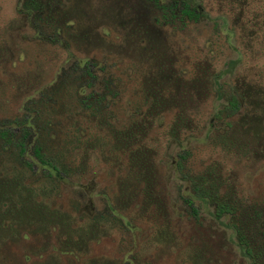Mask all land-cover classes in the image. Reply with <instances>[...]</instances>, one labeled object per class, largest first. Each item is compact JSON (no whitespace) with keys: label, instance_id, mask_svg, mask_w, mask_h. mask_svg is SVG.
<instances>
[{"label":"rangeland","instance_id":"rangeland-1","mask_svg":"<svg viewBox=\"0 0 264 264\" xmlns=\"http://www.w3.org/2000/svg\"><path fill=\"white\" fill-rule=\"evenodd\" d=\"M173 1L0 0V130L29 128L67 170L0 147V264H253L176 163L215 168L221 193L264 217V0H178L177 17L199 15L183 20ZM157 92L169 105L146 140L117 142ZM101 93L95 116L83 103ZM181 113L190 130L172 139Z\"/></svg>","mask_w":264,"mask_h":264},{"label":"trees","instance_id":"trees-1","mask_svg":"<svg viewBox=\"0 0 264 264\" xmlns=\"http://www.w3.org/2000/svg\"><path fill=\"white\" fill-rule=\"evenodd\" d=\"M181 4V1H173L172 4L165 7L170 16L177 17L174 11L177 5ZM173 7V8H171ZM198 14L189 4L183 3L179 19L184 17L190 19H197ZM217 77L211 76L210 80H214ZM154 94V93H153ZM151 96V94H149ZM155 96V97H154ZM154 99L151 105H149L144 112L141 119L133 124L131 128L122 131H113L111 136H116V141L120 143L124 142L127 146L133 145L136 137L144 139L148 136L151 127H153L155 117L162 112V105H169V99L167 95L155 93ZM241 96L239 92H235L232 89L229 94L228 106L224 108L227 117H231L236 114L239 109V102L237 98ZM105 100V94L101 96L99 100L87 101L84 104L86 109H89L93 115L98 116L101 114L102 102ZM152 119V120H151ZM190 130V123L183 113L179 114L169 126L168 135L172 139H179L181 134ZM32 138H36L33 141ZM32 141V142H31ZM31 146V152L35 159L39 161L43 166H47L55 171L57 174H66V166L61 162L58 156L51 155L52 153L44 151L41 141L38 137H34L33 132L28 128L22 127L19 132L12 133L9 130H0V147L1 150H10L16 154L20 159H23L27 148ZM134 146V145H133ZM137 157L134 161L139 162V168L141 175L145 178L150 176V170L148 166L151 151L147 148H138ZM141 154V155H140ZM188 152L179 154V159L176 163V168L179 172H182L183 179L189 182L190 193L192 197L197 200H206L214 207V218L228 216V224L234 229L236 240L239 245L245 248L246 254L250 257L253 264L264 263V217L257 211L250 210L246 206L236 205L229 193H221V187L224 185L222 177L216 172L215 168H208L205 172L192 173L191 170L185 169L184 162L188 156ZM133 157V155H132ZM26 165L29 166V163ZM184 172V173H183ZM149 194L152 192L149 190ZM158 199L153 197L149 202H153ZM188 207L191 210V215L196 219L198 217V209L193 207L192 199H185Z\"/></svg>","mask_w":264,"mask_h":264},{"label":"flooded vegetation","instance_id":"flooded-vegetation-1","mask_svg":"<svg viewBox=\"0 0 264 264\" xmlns=\"http://www.w3.org/2000/svg\"><path fill=\"white\" fill-rule=\"evenodd\" d=\"M105 87H107V86H105ZM103 94H105V100H104V102H102V108H103V104L105 105V103H106V101H107V95H106V93H101V94H99V95H95L94 96V100H100L101 99V96H103ZM112 94H115V93H112ZM84 104V103H83ZM85 105V104H84ZM148 105H149V103H148ZM106 106V105H105ZM86 108V107H85ZM89 110V109H88ZM107 113V112H106ZM102 114V113H101ZM98 118V117H97ZM20 130H17V132H19ZM147 138V137H146ZM146 138H144L143 140H146ZM137 139H140L139 137H136V139H135V141L137 140ZM133 142L134 144V146H136V143H137V141L136 142ZM142 141V139H140V142ZM123 145L126 147L127 145L125 144V143H123ZM133 145H129V146H132L133 147ZM139 148H147V150L148 151H151V154H155L154 153V150L153 149H151V148H149L148 146H146V145H139ZM139 150V149H138ZM135 153H134V151H132L131 150V156L132 155H134ZM125 156H127L128 157V154L127 155H125ZM44 167H47V166H44ZM47 168H49V167H47ZM49 169H51V168H49ZM53 170V169H52ZM55 172V171H54Z\"/></svg>","mask_w":264,"mask_h":264}]
</instances>
